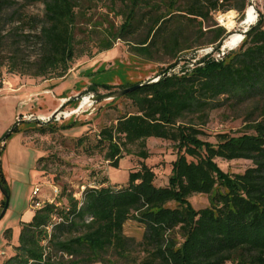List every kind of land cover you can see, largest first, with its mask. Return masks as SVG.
<instances>
[{
    "label": "trees",
    "instance_id": "1",
    "mask_svg": "<svg viewBox=\"0 0 264 264\" xmlns=\"http://www.w3.org/2000/svg\"><path fill=\"white\" fill-rule=\"evenodd\" d=\"M39 1L45 5L39 33L28 32L16 42L17 49L40 45V55L29 61L33 75L65 77L87 48L78 31L89 34L100 27L103 36L93 56L125 40L132 54L162 63L168 57L169 66L157 74L158 81L147 80L113 99L110 107L119 115L99 132L96 146L111 166H119L125 154L140 158L127 183L112 186L104 180L84 188L80 197L63 191L53 202L44 200L23 223L19 243L2 264H264V0L239 46L220 57L213 52L221 50H213L179 71L185 52L214 48L230 35L215 14L236 10L243 21L249 0H120L118 26L107 15L94 22L91 9L78 0ZM6 3L0 0V24ZM6 38L0 27V68ZM19 51L11 57V71H17ZM125 100L129 109L118 108ZM226 108L243 126L208 139L211 113ZM73 125L60 128L50 119L32 128L47 133ZM149 138L171 141L177 151L167 185L156 184V172L146 162ZM218 158L253 164L231 174ZM195 194L206 195L208 205L194 207ZM131 219L145 226L140 241L125 233ZM140 251L141 256L135 253Z\"/></svg>",
    "mask_w": 264,
    "mask_h": 264
},
{
    "label": "rangeland",
    "instance_id": "2",
    "mask_svg": "<svg viewBox=\"0 0 264 264\" xmlns=\"http://www.w3.org/2000/svg\"><path fill=\"white\" fill-rule=\"evenodd\" d=\"M253 1L255 8L248 7L247 22L239 20L236 10L215 14L216 20L230 32L224 42L225 53L239 46L242 31L251 22H256L258 8L262 7L263 0ZM78 2L91 9L94 22L101 20L103 15L109 16V20L117 26L122 22V17L115 15L116 8L119 9L121 5L120 0H117L116 5L112 0ZM44 18L45 5L42 1L7 0L0 24L2 32L8 36L2 53L5 63L0 68V263L14 252L23 223L33 217V191L36 186L41 187V200H47L55 196L54 187L59 192H72L80 197L84 188L101 186L104 180L106 185L112 186L127 183L130 172L140 167L141 160L135 154H125L119 166H111L105 160L104 152L96 146L98 135L119 112L110 107L112 100L94 102L89 97L156 79L159 77L157 74L169 66L168 57L165 58L167 62L162 63L132 54L130 44L125 40H118L113 49L93 56L97 52L95 43L103 36L100 27L89 34L78 31V38H85L87 48L65 77L48 80L35 76L29 61L40 55V45L23 44L17 49L16 42H21L22 35L28 32L38 34ZM107 25L108 22H105ZM88 36H92L93 41ZM206 49L185 52L176 71L182 66L194 67L200 58L213 50ZM18 50L17 71H11V57ZM223 51L213 54L220 57ZM91 86H95L97 91L88 92ZM108 87L113 89L108 90ZM125 102H118V108L129 109L128 100ZM38 116H43L45 121L38 119ZM49 118L54 119L59 127L71 123L75 125L47 133L32 128L37 121L46 122ZM19 120L21 122L14 128ZM242 126V119H235L230 109L215 110L205 127L208 132L206 137L215 140L217 132L236 131ZM147 147L150 157L146 162L156 172V184L167 185L178 155L173 143L149 138ZM133 148L136 150V147ZM217 161L231 174L244 172L253 164L251 160L245 159L218 158ZM4 200L6 203L3 206ZM190 202L196 208L209 203L204 194L191 196ZM144 232L145 226L136 219L125 224V233L136 241L143 238ZM140 252L135 253L141 256Z\"/></svg>",
    "mask_w": 264,
    "mask_h": 264
},
{
    "label": "water",
    "instance_id": "3",
    "mask_svg": "<svg viewBox=\"0 0 264 264\" xmlns=\"http://www.w3.org/2000/svg\"><path fill=\"white\" fill-rule=\"evenodd\" d=\"M248 6L250 7H254L255 8V3L253 0H249V4ZM256 10V9H255ZM257 12V11H256ZM257 18H258V12H257ZM248 21V18H247V12H246V17L245 19L242 21V22H247ZM254 23H250L248 25L247 28H245L242 33H243V37H242V40L244 39V37L246 36L247 32L249 31V29L251 28V26L253 25ZM228 38V37H227ZM226 40V39H225ZM225 40H223L222 42H220L219 44H217L213 50H222L223 51V47H224V42ZM225 55V52L223 51L222 52V56ZM159 80V77L156 78V79H153V81H158ZM146 82H142L140 84H136V85H133V86H130V87H124V88H120V89H117V90H113V91H109V92H106V93H102V94H97V95H92L89 97V99L91 101H94V102H97V101H103V100H113V99H116V98H120L122 96H124L125 94L131 92V91H134L136 90L137 88H139L140 86H142L143 84H145ZM39 119V118H38ZM24 121H28V120H24ZM21 122V120H19L16 125L14 126V128ZM13 128V129H14Z\"/></svg>",
    "mask_w": 264,
    "mask_h": 264
},
{
    "label": "built area",
    "instance_id": "4",
    "mask_svg": "<svg viewBox=\"0 0 264 264\" xmlns=\"http://www.w3.org/2000/svg\"><path fill=\"white\" fill-rule=\"evenodd\" d=\"M207 49H211L212 50V48H207ZM207 49H206V51H207ZM39 119L40 120H44L42 118H39ZM48 120H50V118ZM40 193H41V187L40 186H36L34 191H33V205H34V208H39L45 203V201L41 200V198L39 197ZM54 193H55V195H57L59 193V189L57 187H54ZM48 201L53 202L54 198H49Z\"/></svg>",
    "mask_w": 264,
    "mask_h": 264
},
{
    "label": "crops",
    "instance_id": "5",
    "mask_svg": "<svg viewBox=\"0 0 264 264\" xmlns=\"http://www.w3.org/2000/svg\"><path fill=\"white\" fill-rule=\"evenodd\" d=\"M38 118H43V116H38ZM34 215V214H33ZM15 246V245H14ZM3 253V252H2ZM4 254V253H3ZM10 256V255H9ZM4 260V259H3ZM3 260L1 261L0 264H2Z\"/></svg>",
    "mask_w": 264,
    "mask_h": 264
},
{
    "label": "bare ground",
    "instance_id": "6",
    "mask_svg": "<svg viewBox=\"0 0 264 264\" xmlns=\"http://www.w3.org/2000/svg\"><path fill=\"white\" fill-rule=\"evenodd\" d=\"M253 9H254V7H253ZM247 16H249V14H248V10H247ZM221 17H222V16H221ZM225 18H226V17H225ZM252 19H253V18H252ZM233 22H234V21H233ZM85 98H86V97H85ZM85 98H84V99H85Z\"/></svg>",
    "mask_w": 264,
    "mask_h": 264
}]
</instances>
